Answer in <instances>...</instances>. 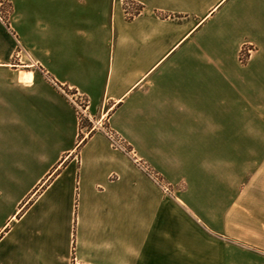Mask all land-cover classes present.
<instances>
[{
	"label": "crops",
	"instance_id": "0c3cea01",
	"mask_svg": "<svg viewBox=\"0 0 264 264\" xmlns=\"http://www.w3.org/2000/svg\"><path fill=\"white\" fill-rule=\"evenodd\" d=\"M132 1L0 22V264H264V0Z\"/></svg>",
	"mask_w": 264,
	"mask_h": 264
},
{
	"label": "built area",
	"instance_id": "2783aa9c",
	"mask_svg": "<svg viewBox=\"0 0 264 264\" xmlns=\"http://www.w3.org/2000/svg\"><path fill=\"white\" fill-rule=\"evenodd\" d=\"M122 1L125 4L127 12L129 13V15H131V9L135 6V3L132 0H122ZM12 14H13V0H0V22L4 25V27L7 29L10 36L14 39L16 43L15 59L18 61V64H20L22 67H35L44 71V69L40 68L39 65L34 61L30 52L26 49L17 31L13 27ZM252 52L253 50L251 48H245L243 51L242 60L247 61V59L251 56ZM61 92L75 108L81 120V125H82L83 117L92 123V118L88 114V109H89L88 99L84 95H82L79 91L69 89L68 87H62ZM94 129H100L101 131H103L107 135V137H109L113 146L116 149L122 150L128 154H133V151L129 148V146H127L125 141L117 134L109 130L104 124L97 125ZM138 163L141 166V168L151 176V178L161 187V189L165 193L167 194L170 193V187L164 183L163 179L159 175L152 172L150 169L146 168L140 161H138Z\"/></svg>",
	"mask_w": 264,
	"mask_h": 264
},
{
	"label": "rangeland",
	"instance_id": "374dc122",
	"mask_svg": "<svg viewBox=\"0 0 264 264\" xmlns=\"http://www.w3.org/2000/svg\"><path fill=\"white\" fill-rule=\"evenodd\" d=\"M89 101V100H88ZM90 124H91V122H89L88 120H86L84 117H83V121H82V126L83 127H88V126H90ZM146 168H148L145 164H143ZM148 169H150V168H148ZM151 170V169H150ZM152 171V170H151ZM152 172H154V171H152ZM155 173V172H154ZM165 183V182H164ZM167 185V184H166ZM169 186V185H168ZM170 187V186H169ZM170 193H172V189H171V187H170ZM170 193H168V194H170Z\"/></svg>",
	"mask_w": 264,
	"mask_h": 264
}]
</instances>
